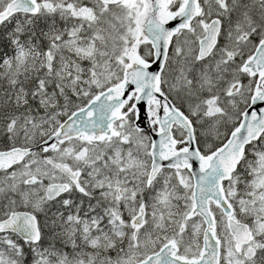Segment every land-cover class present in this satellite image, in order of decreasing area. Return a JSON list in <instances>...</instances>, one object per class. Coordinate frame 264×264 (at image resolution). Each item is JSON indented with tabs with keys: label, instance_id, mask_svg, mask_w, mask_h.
Here are the masks:
<instances>
[{
	"label": "snow or ice",
	"instance_id": "snow-or-ice-1",
	"mask_svg": "<svg viewBox=\"0 0 264 264\" xmlns=\"http://www.w3.org/2000/svg\"><path fill=\"white\" fill-rule=\"evenodd\" d=\"M0 264H264V0H0Z\"/></svg>",
	"mask_w": 264,
	"mask_h": 264
}]
</instances>
